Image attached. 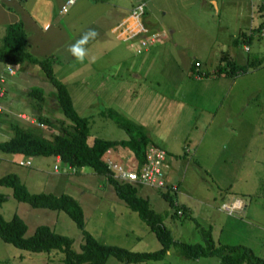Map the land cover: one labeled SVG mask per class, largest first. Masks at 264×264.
<instances>
[{"label":"rangeland","instance_id":"1","mask_svg":"<svg viewBox=\"0 0 264 264\" xmlns=\"http://www.w3.org/2000/svg\"><path fill=\"white\" fill-rule=\"evenodd\" d=\"M144 3L142 19L154 26L146 36L157 35L140 53L129 40H123L113 74L109 59L100 54L107 44L98 25L84 31L98 33L85 46L84 62L63 53L60 62L52 63L53 72L66 84L76 112L87 118L89 139L126 137L117 118L127 119L143 125L148 143L165 147L180 164L173 173L171 164L167 168L178 188L165 191L174 195L180 207H187V211L181 207V215L172 214L161 191L137 185V193L147 197L150 207L165 214L163 223L174 239L205 246L204 232L216 253L226 252L225 246H243L264 261V35L257 32L264 23V9L257 12L256 3L251 5L249 0ZM240 31L250 32L248 41L240 39ZM82 35L69 39L68 45ZM222 53L225 58L220 57ZM226 60L246 67L212 75L218 62ZM9 66H16L13 74L0 61L4 77L0 82V140L11 135L10 120L27 124L32 117L34 99L26 93L30 86H39L45 93L41 111L52 124L38 125L34 118L30 123L44 136H50L61 122L68 125L69 120L56 108L54 88L41 68L28 62L19 73V64ZM130 70L139 76L130 77ZM206 70L209 73L197 76ZM20 111L26 113L27 121L17 117ZM116 147L117 158L131 165L132 151ZM67 165L56 162L53 155L24 156L0 150V176L17 174L30 192L72 195L81 206L84 228L99 241L131 251L160 246L154 232L116 195L104 175L87 167L72 171ZM0 192L5 195L0 213L5 218L14 213L22 217L26 234L37 224H47L71 237V247L80 250L81 230L65 211L17 200L9 186L0 184ZM234 197L240 198V210H224L221 203ZM216 253L204 250L195 258L187 257L172 244L162 259L123 262L110 254L101 264H226ZM62 256L59 250L29 251L0 238V264H64Z\"/></svg>","mask_w":264,"mask_h":264},{"label":"trees","instance_id":"2","mask_svg":"<svg viewBox=\"0 0 264 264\" xmlns=\"http://www.w3.org/2000/svg\"><path fill=\"white\" fill-rule=\"evenodd\" d=\"M262 7H257L255 10L258 12ZM240 35L241 40L248 41L250 32L244 33L240 31ZM235 41L234 38L233 42ZM220 57L225 58V53H222ZM0 61L7 65H20L24 62L37 64L47 81L54 88L52 95L57 110L69 120L68 125L61 122L59 128L52 131L50 136H44L40 129L30 123L29 120V122H26L27 124L10 120L11 135L6 139L0 140V150L20 153L24 156H58L61 162L68 164L67 166L74 167V171L87 167L95 173L104 175L106 180L112 185L116 195L131 209L135 210L139 217L148 225L149 229L154 232L160 246L153 250L131 251L119 245L99 241L84 228L81 206L72 195L43 191L30 192L17 174L13 172L0 176V184L9 186L14 198L25 201L33 207H46L65 211L74 220L77 227L80 228L82 242L80 250L75 251L71 247V237L56 232L49 225L43 223L37 224L31 233L26 234L27 225L23 218L16 213L9 218H5L0 213V238L3 241L11 243L18 248L35 252L59 250L63 253L62 261L64 264H101L110 254H114L123 262L158 260L163 258L172 244H175L178 250L187 257L195 258L203 253L204 250L216 253L210 245V237L207 236V233L205 235L203 232L205 246L200 243H187L174 239L170 229L163 223L165 214L157 212L150 207L147 197L137 193V185L127 181H120L110 175L109 169L101 158L102 153L108 147L116 145L126 146L132 151L138 164L143 161V151L148 143V134L143 125L127 119L117 118L119 125L127 134L126 137L115 140L93 136L89 139L87 118L76 112L66 84L57 78L53 72L52 63L54 62V56L49 55L39 58L28 51L26 33L20 21H14L5 26V31L1 36ZM245 67L246 65L240 64L239 67L237 64L235 65L226 60V63L218 62L212 74H231ZM26 93L34 99V107L32 106L34 119L42 125L51 126V119L41 111L45 100V93L42 88L30 86ZM160 194L171 207L174 195L168 192H160ZM4 198L5 195L0 192V203ZM171 209L174 210V208ZM172 214L174 215L175 211H172ZM225 248L226 252L216 254L226 264H264V261L243 246L239 248L235 245H230L225 246Z\"/></svg>","mask_w":264,"mask_h":264},{"label":"crops","instance_id":"3","mask_svg":"<svg viewBox=\"0 0 264 264\" xmlns=\"http://www.w3.org/2000/svg\"><path fill=\"white\" fill-rule=\"evenodd\" d=\"M62 1L0 0V38L7 24L20 21L26 33L28 51L39 58L53 55L55 65L60 62L59 57L63 53L65 57H72V54L68 51L69 39L82 35L91 26L98 25V29L104 30L105 39L103 42L107 44L105 47H101L102 53L100 54L109 59L112 66L110 74H113L112 71L117 68L121 59L117 57L121 55L123 40H129L131 45L134 38L143 37L147 34L148 28H154L142 19L143 8L145 9L144 0H142L141 10L136 13L133 12L138 3L136 0L130 3L127 0H75L66 9L60 10ZM45 26H48L47 30H45ZM106 54L107 56H105ZM96 60L98 59L96 58ZM27 63L24 62L19 65V73L25 70L24 67ZM4 65L7 64L4 63ZM11 67L14 73L16 66ZM202 72L203 75H206L207 70ZM129 76L138 77L139 73L130 70ZM31 118H34V116L32 115ZM162 148L166 152L165 178L176 183L178 188L177 180L168 175L167 168L171 164L173 173L175 169L179 168L180 164L172 160L170 151L169 156L168 150L165 147ZM185 150L188 151L187 148ZM54 158L56 161L58 156H54ZM182 207L187 211L185 205H182Z\"/></svg>","mask_w":264,"mask_h":264},{"label":"built area","instance_id":"4","mask_svg":"<svg viewBox=\"0 0 264 264\" xmlns=\"http://www.w3.org/2000/svg\"><path fill=\"white\" fill-rule=\"evenodd\" d=\"M250 4L252 5V2H255L256 8L263 6L262 9H264V0H249ZM73 2L72 0H63L60 4V10L66 9L69 5H71ZM142 0H139L136 6L134 7L133 12L136 13L137 11L141 10L142 6ZM261 9V10H262ZM259 12V11H258ZM258 34L264 35V23L259 28H257ZM157 34H150L149 36H143L139 38H134V40L131 43V46L133 47L134 51L139 53L143 50V48L154 41V38ZM244 49H248V46L246 45ZM195 64H198L195 62ZM7 72L9 74L13 73V68L11 66H7ZM203 74V72H200L197 74V76ZM4 81V77L0 73V82ZM3 89L0 86V95H2ZM2 109V105L0 104V110ZM18 117H21L23 119H26V115L24 112H18L16 113ZM31 121V118L29 119ZM36 123L39 125L40 122L36 121ZM118 146V145H116ZM108 147L101 155V158L103 162L105 163L106 167L110 171V175L120 181H127L134 183L135 185H145L150 186L152 188H155L161 192H166L165 190H176L177 185L174 182H170L165 178V169L167 167L166 163V152L165 150L154 144V143H147L145 145L144 151H143V161L141 163H137L135 160L133 153V161L131 165H126L125 163L121 162L117 158V147ZM131 151V150H130ZM60 161L59 157L57 158L56 162ZM26 163H29V160H26ZM72 171H74V167L68 166ZM58 166L54 164V169H57ZM172 206L171 208H174L175 213L178 215L182 214V208L179 206V203L177 199H173L171 202ZM221 207L224 210H227L228 212H233L240 210V198L234 197L232 200L225 201L221 203Z\"/></svg>","mask_w":264,"mask_h":264},{"label":"clouds","instance_id":"5","mask_svg":"<svg viewBox=\"0 0 264 264\" xmlns=\"http://www.w3.org/2000/svg\"><path fill=\"white\" fill-rule=\"evenodd\" d=\"M74 3L75 0H72ZM48 26H45L47 30ZM98 33L94 29H89L85 32L74 44L69 46L68 51L72 54L76 61L83 63L87 56V48L85 47L90 40H94ZM94 62V60H93Z\"/></svg>","mask_w":264,"mask_h":264}]
</instances>
